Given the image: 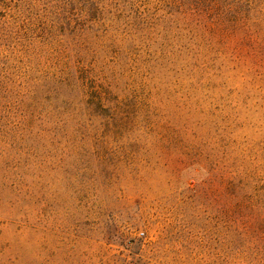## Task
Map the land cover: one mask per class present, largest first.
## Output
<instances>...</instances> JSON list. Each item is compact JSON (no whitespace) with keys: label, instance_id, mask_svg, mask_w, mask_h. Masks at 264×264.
<instances>
[{"label":"rangeland","instance_id":"374dc122","mask_svg":"<svg viewBox=\"0 0 264 264\" xmlns=\"http://www.w3.org/2000/svg\"><path fill=\"white\" fill-rule=\"evenodd\" d=\"M0 264H264V0H0Z\"/></svg>","mask_w":264,"mask_h":264}]
</instances>
